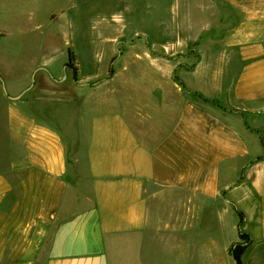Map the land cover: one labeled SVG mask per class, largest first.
<instances>
[{"label": "crops", "instance_id": "obj_1", "mask_svg": "<svg viewBox=\"0 0 264 264\" xmlns=\"http://www.w3.org/2000/svg\"><path fill=\"white\" fill-rule=\"evenodd\" d=\"M225 2L235 22L200 44L217 47L200 50L195 94L144 86L145 103L119 93L115 70L83 75L72 48V95L51 97L69 58L6 69L18 48L0 28V264H235L241 229L243 264H264V0ZM17 9L0 0L1 14Z\"/></svg>", "mask_w": 264, "mask_h": 264}, {"label": "rangeland", "instance_id": "obj_2", "mask_svg": "<svg viewBox=\"0 0 264 264\" xmlns=\"http://www.w3.org/2000/svg\"><path fill=\"white\" fill-rule=\"evenodd\" d=\"M17 3L18 9L12 15L0 13V28L9 32L5 50L14 53L13 48H18L17 61L3 62L6 69L24 73L56 50L54 63L66 70L63 59L68 60L72 48L86 60L81 67L83 75L97 76L101 83L115 70L119 93L131 94L140 103L152 97L144 86L159 85L162 91L171 92L172 97L183 91L193 94L189 90V76L200 62V50L217 47L200 44L207 43L209 37L224 36L230 23L235 22L229 4H223V0H17ZM52 13H57L59 19L50 20ZM175 36L190 45L165 44ZM9 40H20L23 46L12 47ZM67 41L70 47L66 46ZM90 54L98 62H90ZM185 55L190 56L186 61L181 58ZM213 66L217 69V62ZM154 71H160L159 77L152 76ZM69 72L65 71L63 78L68 75L66 82L70 84L59 88L51 85V97L72 95L69 89L73 87V72ZM159 137L153 133L142 135L150 144ZM145 264H150L148 257Z\"/></svg>", "mask_w": 264, "mask_h": 264}, {"label": "trees", "instance_id": "obj_3", "mask_svg": "<svg viewBox=\"0 0 264 264\" xmlns=\"http://www.w3.org/2000/svg\"><path fill=\"white\" fill-rule=\"evenodd\" d=\"M76 62L77 56L72 50H70L69 62L66 64V67L71 69V71L73 72V79L75 81L78 80V67L76 65ZM111 72H113V69H111ZM240 235L241 241L235 242L231 246V254L233 255L237 264H243V256L246 253L249 245L252 243L250 234L241 229Z\"/></svg>", "mask_w": 264, "mask_h": 264}, {"label": "water", "instance_id": "obj_4", "mask_svg": "<svg viewBox=\"0 0 264 264\" xmlns=\"http://www.w3.org/2000/svg\"><path fill=\"white\" fill-rule=\"evenodd\" d=\"M68 78V75H66L64 78H63V80H66ZM34 79H35V77H34ZM62 80V81H63ZM15 98H20V97H15Z\"/></svg>", "mask_w": 264, "mask_h": 264}]
</instances>
